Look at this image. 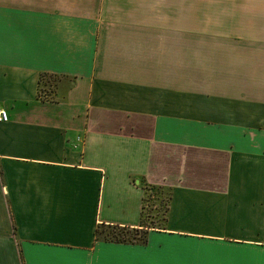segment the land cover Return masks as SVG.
Returning a JSON list of instances; mask_svg holds the SVG:
<instances>
[{"label": "crops", "instance_id": "1", "mask_svg": "<svg viewBox=\"0 0 264 264\" xmlns=\"http://www.w3.org/2000/svg\"><path fill=\"white\" fill-rule=\"evenodd\" d=\"M0 107V264H264V0H0Z\"/></svg>", "mask_w": 264, "mask_h": 264}, {"label": "rangeland", "instance_id": "2", "mask_svg": "<svg viewBox=\"0 0 264 264\" xmlns=\"http://www.w3.org/2000/svg\"><path fill=\"white\" fill-rule=\"evenodd\" d=\"M100 235L101 237H106L107 239H132L139 238L141 236V232L130 229H121L113 226H103L100 228Z\"/></svg>", "mask_w": 264, "mask_h": 264}, {"label": "built area", "instance_id": "3", "mask_svg": "<svg viewBox=\"0 0 264 264\" xmlns=\"http://www.w3.org/2000/svg\"><path fill=\"white\" fill-rule=\"evenodd\" d=\"M8 120V113L6 109L0 107V121H7Z\"/></svg>", "mask_w": 264, "mask_h": 264}, {"label": "trees", "instance_id": "4", "mask_svg": "<svg viewBox=\"0 0 264 264\" xmlns=\"http://www.w3.org/2000/svg\"><path fill=\"white\" fill-rule=\"evenodd\" d=\"M137 232H138V231H137ZM141 236H143V233H142V232H141ZM141 236H140V237H141ZM116 240H124V239H116Z\"/></svg>", "mask_w": 264, "mask_h": 264}]
</instances>
